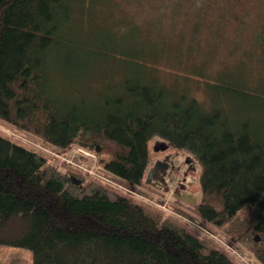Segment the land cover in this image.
Instances as JSON below:
<instances>
[{"label": "trees", "instance_id": "trees-1", "mask_svg": "<svg viewBox=\"0 0 264 264\" xmlns=\"http://www.w3.org/2000/svg\"><path fill=\"white\" fill-rule=\"evenodd\" d=\"M74 4L0 0V122L24 137L0 131V244L31 250L33 264H264V121L142 74L91 89L76 77L91 66L67 53ZM154 137L200 165L190 222L139 200ZM74 144L97 172L48 151Z\"/></svg>", "mask_w": 264, "mask_h": 264}, {"label": "rangeland", "instance_id": "rangeland-1", "mask_svg": "<svg viewBox=\"0 0 264 264\" xmlns=\"http://www.w3.org/2000/svg\"><path fill=\"white\" fill-rule=\"evenodd\" d=\"M71 9V26L65 32L70 41L66 45L67 53L80 64L91 66L90 74L81 72L76 76L77 79H87L91 89L117 82L133 73L142 74L152 83L172 86L195 96L208 110L216 106L214 103L217 107L224 105L232 109L230 115L234 121L248 117L264 121L263 34L247 37L236 34L232 39L230 33L208 30L200 19L195 18L198 13L192 3L182 0H85L84 5L82 0H75ZM254 15L252 13L246 22L252 31L259 25ZM221 23L231 26L226 20ZM57 61L60 67L61 61ZM59 67L56 68L58 71L54 69L57 73H60ZM53 79L56 85L59 84L54 72ZM61 79L60 86L64 82ZM70 79L71 83L76 80L75 77ZM214 85L220 87L215 89ZM212 95H223V99L215 100ZM235 95L236 99L246 97L251 111L245 110L247 105L242 106L233 100ZM87 98L98 97L91 93ZM0 131L24 140L19 133L12 132L11 126L1 122ZM165 145L160 137L149 141V165L165 157L159 150ZM48 151L61 164L79 167L88 174L94 168L95 172L98 171L97 156L85 147L74 144L66 151ZM165 153L184 155L173 146ZM194 163L195 169L187 177L195 185L193 191L200 190V168L197 161ZM177 164V168L182 166L179 162ZM143 191L145 198L140 197L141 202L174 215L175 220L182 222L175 214H187L186 210H171L172 202L167 193H157L153 200V189ZM0 264H33L32 251L0 244Z\"/></svg>", "mask_w": 264, "mask_h": 264}, {"label": "flooded vegetation", "instance_id": "flooded-vegetation-1", "mask_svg": "<svg viewBox=\"0 0 264 264\" xmlns=\"http://www.w3.org/2000/svg\"><path fill=\"white\" fill-rule=\"evenodd\" d=\"M185 3H192V6L196 8L198 13L196 19H200L205 26L214 31H221L230 33V38H234L236 34H245L252 36L253 34H263L264 36V0H182ZM254 13L255 19L259 22V25L254 27L252 31L246 22L249 20L250 15ZM227 21L231 26L222 25L221 22ZM196 23H199L196 20ZM208 23V24H207ZM259 38H262L260 36ZM164 154H169L165 153ZM181 159L171 158L165 161L163 164L157 165L150 172V178L154 185H164L167 189L170 185L175 192L174 196L181 199V197H187L185 192L190 191L192 185H188V175L191 171L189 166V159L184 162ZM177 162L182 164L177 168ZM164 176V177H163Z\"/></svg>", "mask_w": 264, "mask_h": 264}, {"label": "water", "instance_id": "water-1", "mask_svg": "<svg viewBox=\"0 0 264 264\" xmlns=\"http://www.w3.org/2000/svg\"><path fill=\"white\" fill-rule=\"evenodd\" d=\"M168 145H165V146H162V147H160L159 148V150H161V151H165L166 149H168ZM169 158H170V156H165L164 158H162V159H159L158 161H157V163H156V166L157 165H160V164H163L165 161H167V160H169ZM151 171V170H150ZM150 171H149V173H148V177H147V180H149L150 179ZM181 199H183V200H185V201H188V202H190V203H195L196 202V200H194V199H191L189 196L188 197H181Z\"/></svg>", "mask_w": 264, "mask_h": 264}, {"label": "bare ground", "instance_id": "bare-ground-1", "mask_svg": "<svg viewBox=\"0 0 264 264\" xmlns=\"http://www.w3.org/2000/svg\"><path fill=\"white\" fill-rule=\"evenodd\" d=\"M170 147V146H169ZM80 150V149H79ZM89 168V167H88ZM94 170H95V168H94ZM173 217H175V216H173ZM199 230V229H198ZM201 232V231H200ZM202 234V233H201ZM205 233L203 232V235H204ZM208 234V233H207ZM210 235V234H209ZM213 236V235H212ZM209 237V236H208ZM212 238V237H211ZM210 238V239H211ZM214 238V237H213Z\"/></svg>", "mask_w": 264, "mask_h": 264}, {"label": "built area", "instance_id": "built-area-1", "mask_svg": "<svg viewBox=\"0 0 264 264\" xmlns=\"http://www.w3.org/2000/svg\"><path fill=\"white\" fill-rule=\"evenodd\" d=\"M89 172H90V173H94L95 171H94V170H90Z\"/></svg>", "mask_w": 264, "mask_h": 264}]
</instances>
